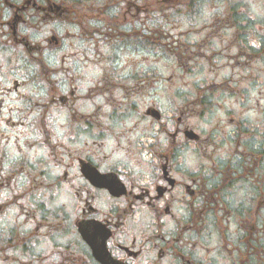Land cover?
Listing matches in <instances>:
<instances>
[{"label":"flooded vegetation","instance_id":"flooded-vegetation-1","mask_svg":"<svg viewBox=\"0 0 264 264\" xmlns=\"http://www.w3.org/2000/svg\"><path fill=\"white\" fill-rule=\"evenodd\" d=\"M212 1L0 0V264H264V0Z\"/></svg>","mask_w":264,"mask_h":264},{"label":"rangeland","instance_id":"rangeland-1","mask_svg":"<svg viewBox=\"0 0 264 264\" xmlns=\"http://www.w3.org/2000/svg\"><path fill=\"white\" fill-rule=\"evenodd\" d=\"M198 6L203 10V11H207L210 12V8L213 5V1L212 0H198ZM248 2V9L252 11L253 15L256 16L257 13L259 12V2H262V0H247ZM182 3L184 4V1H182ZM168 6V5H167ZM183 13H188L189 9L184 7L183 10H181ZM207 13H205L203 16L199 17L197 20L200 23L201 26L205 25V18L208 17ZM178 16H173V17H169L167 21H163V22H168V27L170 30H174V36L178 37V38H182V35H177V31L175 30L176 25L180 26V27H190V23L194 22L185 18H180ZM212 32V31H211ZM210 33V32H208ZM207 32H205L204 37L205 39L208 38ZM187 39L194 41L196 38V36H189L185 38V41H187ZM175 39L169 38V43L168 46L173 45ZM221 50L222 48L219 47ZM173 50H175L174 46L172 47ZM219 49V50H220ZM139 50V49H138ZM136 50V63L138 65V67L140 69H147V70H152L153 72H160V73H164L163 77H167L168 79L170 77H172V79L175 82H171V81H166V86L168 87V91H170V93L173 91L172 89L177 90L179 89V91H181L182 89H184V84L187 83L186 85V90H189V84H191L192 82H196L199 84H202V81H204L205 79H209V76L211 75V72H213L215 70L214 66H210L207 68H204L203 66H201L204 61L200 62L198 65H200L201 70L190 72V69H194L195 65L190 64V68L187 66H183V64H185V61H182V65L181 62H178L177 64H172L173 61H170V55L171 57L173 56V52L174 51H170L168 52L167 56L168 57H164L161 59L156 60L155 56L153 54L148 53V50H141L140 52ZM153 51H157V50H153ZM183 67V68H182ZM189 68V70L187 71V69ZM226 69V68H225ZM239 71V70H238ZM177 72L183 73V75H179L177 74ZM251 76V75H249ZM165 83V80H164ZM183 84V87H181ZM164 87V85L162 86V88ZM240 87V86H239ZM245 87V86H244ZM249 90V97L255 98L256 94V86L254 84H250L248 85ZM239 90V89H238ZM162 93V92H161ZM252 101L255 103V101Z\"/></svg>","mask_w":264,"mask_h":264}]
</instances>
